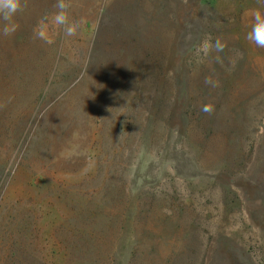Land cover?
<instances>
[{
    "label": "rangeland",
    "instance_id": "rangeland-1",
    "mask_svg": "<svg viewBox=\"0 0 264 264\" xmlns=\"http://www.w3.org/2000/svg\"><path fill=\"white\" fill-rule=\"evenodd\" d=\"M32 1L0 34V263L12 243L41 264H264V48L246 39L264 0H132L130 24L53 45ZM205 34L220 62H195ZM10 70L37 74L26 93Z\"/></svg>",
    "mask_w": 264,
    "mask_h": 264
},
{
    "label": "clouds",
    "instance_id": "clouds-1",
    "mask_svg": "<svg viewBox=\"0 0 264 264\" xmlns=\"http://www.w3.org/2000/svg\"><path fill=\"white\" fill-rule=\"evenodd\" d=\"M28 7L27 0H0V20L3 26L0 34L5 37H12L19 29V24L15 17ZM72 0H56L55 12L46 13L33 29V37L44 44L53 45L58 36L64 39L76 37L81 30V22L71 16ZM252 26L246 35V39L258 48H264V13L260 10H252ZM227 48V44L219 38H213L211 34H205L194 52L195 62L203 64L212 53H217L214 57L218 62L221 57L218 55ZM205 83L211 87H219V81H213L211 76L205 78ZM214 106L205 105L202 111L208 114L214 112Z\"/></svg>",
    "mask_w": 264,
    "mask_h": 264
},
{
    "label": "crops",
    "instance_id": "crops-1",
    "mask_svg": "<svg viewBox=\"0 0 264 264\" xmlns=\"http://www.w3.org/2000/svg\"><path fill=\"white\" fill-rule=\"evenodd\" d=\"M47 1L53 6L56 3V0ZM39 2L40 5L36 4ZM42 2H46V0L32 1V4L35 3L34 8L36 6L34 18L41 19L45 15L46 8L41 4ZM136 3L132 0H72L71 11H76V14L71 16L81 22V27H95L102 24H130V21L126 20L131 17V11L137 8ZM101 19L106 22H100Z\"/></svg>",
    "mask_w": 264,
    "mask_h": 264
},
{
    "label": "trees",
    "instance_id": "trees-1",
    "mask_svg": "<svg viewBox=\"0 0 264 264\" xmlns=\"http://www.w3.org/2000/svg\"><path fill=\"white\" fill-rule=\"evenodd\" d=\"M14 61V60H13ZM14 63V62H13ZM10 72V81L14 78H17L19 82L22 84V86L18 87L19 92H27V88L29 87V82L34 80V76H37V74H32L29 72H22V71H9ZM9 75H7L8 77ZM51 72H47L44 74L43 83L42 85H38V90L36 93V99H39L42 97L46 91L45 86H47V83L50 79ZM0 180H1V174H0ZM96 240V239H95ZM9 252H7L5 259L1 261L0 264H41L34 260L33 256L28 254L24 247L20 244L17 246H12V243L10 247L8 248ZM87 252V251H86ZM82 253H79L81 255ZM82 258V256H81Z\"/></svg>",
    "mask_w": 264,
    "mask_h": 264
}]
</instances>
